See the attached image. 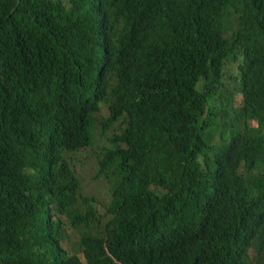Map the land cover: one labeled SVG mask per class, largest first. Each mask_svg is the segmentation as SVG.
I'll return each instance as SVG.
<instances>
[{
  "label": "trees",
  "instance_id": "obj_1",
  "mask_svg": "<svg viewBox=\"0 0 264 264\" xmlns=\"http://www.w3.org/2000/svg\"><path fill=\"white\" fill-rule=\"evenodd\" d=\"M0 264H264V0H0Z\"/></svg>",
  "mask_w": 264,
  "mask_h": 264
},
{
  "label": "rangeland",
  "instance_id": "obj_2",
  "mask_svg": "<svg viewBox=\"0 0 264 264\" xmlns=\"http://www.w3.org/2000/svg\"><path fill=\"white\" fill-rule=\"evenodd\" d=\"M228 68V72L231 74H235V67L233 66L231 69ZM233 71V72H232ZM108 111L104 110L101 111V114H107ZM214 129L219 130L220 127H216V125L213 126ZM221 134H224V130H220ZM96 160L94 157L86 158L85 160H82L80 163L78 162L77 171L80 175V177H84L83 179V185H84V194L87 195H93L96 197L100 202L106 203L111 198V182L108 179H104L102 176L98 174L99 163L92 164ZM69 232L71 233V237L68 241L69 248L73 251V253H77L78 255L82 256V251L79 246V239L77 233L70 229Z\"/></svg>",
  "mask_w": 264,
  "mask_h": 264
}]
</instances>
